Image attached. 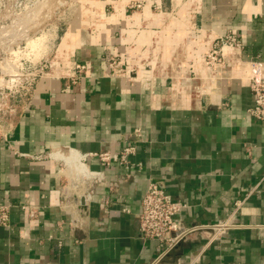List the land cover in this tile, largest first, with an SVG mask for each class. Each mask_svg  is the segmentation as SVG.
I'll return each mask as SVG.
<instances>
[{
  "label": "crops",
  "instance_id": "1",
  "mask_svg": "<svg viewBox=\"0 0 264 264\" xmlns=\"http://www.w3.org/2000/svg\"><path fill=\"white\" fill-rule=\"evenodd\" d=\"M132 1L76 0L33 91L0 104V264H264V121L248 112L250 79L264 78V0H159L161 12ZM229 30L242 48L206 68ZM110 55L135 71L110 74ZM127 147L128 166L84 158ZM152 181L182 230L209 227L168 251L142 239Z\"/></svg>",
  "mask_w": 264,
  "mask_h": 264
},
{
  "label": "built area",
  "instance_id": "2",
  "mask_svg": "<svg viewBox=\"0 0 264 264\" xmlns=\"http://www.w3.org/2000/svg\"><path fill=\"white\" fill-rule=\"evenodd\" d=\"M150 6L157 12L162 11V5L159 0H135L127 5V10L132 12L141 11L144 7ZM242 48V43L236 32L229 30L226 33L217 36L211 45L208 47L203 55V65L209 69H216L222 64V55L225 50H239ZM45 58L46 56H42ZM43 58L33 66H28L26 74L19 77L20 73L17 72V68L6 63L4 66L5 71H1L6 76H12L8 81V91L11 95L30 94L38 80V78L44 74L48 65L46 59ZM29 63V62H28ZM108 71L112 75L123 76L133 73L135 70L127 69L121 63V60L115 56L110 55L107 61ZM75 70L79 74L85 71L84 65H77ZM4 78V77H2ZM72 81L76 80L75 75L71 77ZM2 85L0 84V87ZM4 86V85H3ZM250 89L254 97V102L251 108H249V114L257 120L264 121V78H251ZM138 134V131H135ZM133 153V147L124 148L120 153H111L103 151L99 153H90L84 158H95L102 166H108L111 163H120L128 166V156ZM87 181L95 180L99 182L101 180L100 174L97 172H88L80 174ZM22 210L27 212V216L30 219L36 217V210L26 204L21 206ZM179 206L172 202L169 197L165 195L157 182H150L147 186L146 192L141 201L139 219V232L140 237L144 240L157 241L164 246L163 250H170L176 246L181 240H183L189 233L196 230L205 229L209 226H195L190 229L182 230L180 226L174 221ZM9 223V207H0V225L8 226Z\"/></svg>",
  "mask_w": 264,
  "mask_h": 264
},
{
  "label": "rangeland",
  "instance_id": "3",
  "mask_svg": "<svg viewBox=\"0 0 264 264\" xmlns=\"http://www.w3.org/2000/svg\"><path fill=\"white\" fill-rule=\"evenodd\" d=\"M76 9V0H0L1 108L8 109L5 105L9 101L21 98L20 94L11 95L3 84L12 77L1 73L5 64L17 68L22 78L28 66L37 65L42 56L55 50L61 34L75 18Z\"/></svg>",
  "mask_w": 264,
  "mask_h": 264
},
{
  "label": "bare ground",
  "instance_id": "4",
  "mask_svg": "<svg viewBox=\"0 0 264 264\" xmlns=\"http://www.w3.org/2000/svg\"><path fill=\"white\" fill-rule=\"evenodd\" d=\"M3 37H5V36H3ZM1 39H2V38H1ZM29 39H30V38H29ZM32 39H33V38H32ZM32 39H31V40H32ZM33 41H34V39H33ZM34 42H35V41H34ZM28 47H29V46H28Z\"/></svg>",
  "mask_w": 264,
  "mask_h": 264
}]
</instances>
